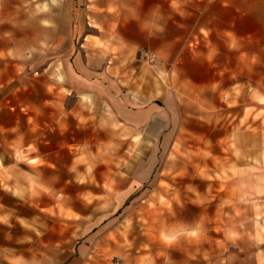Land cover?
<instances>
[{
	"label": "rangeland",
	"instance_id": "1",
	"mask_svg": "<svg viewBox=\"0 0 264 264\" xmlns=\"http://www.w3.org/2000/svg\"><path fill=\"white\" fill-rule=\"evenodd\" d=\"M75 2L0 0V264H264V164L250 163L245 102L224 93L205 122L195 86L153 70L157 113L139 125L76 94L71 67L101 54L70 34ZM137 61L157 65L147 48ZM58 87L64 137L32 139L30 109Z\"/></svg>",
	"mask_w": 264,
	"mask_h": 264
},
{
	"label": "crops",
	"instance_id": "2",
	"mask_svg": "<svg viewBox=\"0 0 264 264\" xmlns=\"http://www.w3.org/2000/svg\"><path fill=\"white\" fill-rule=\"evenodd\" d=\"M66 16L80 46L98 48L102 58L75 61L78 71L71 67L69 78L76 94L101 97L124 122L143 125L157 113L147 74L158 70L164 79L163 72H177L179 87L197 89L199 116L205 122L224 93L232 102H245L250 163L257 168L258 162L264 164V0H77ZM144 48L156 54L157 65L137 61ZM193 69L195 79L189 76ZM99 78L108 84L92 85ZM80 79L91 85L77 87ZM56 90L48 96L54 99L52 106L30 109V122L38 120L40 126L31 129L32 139L38 137L36 131L54 129L64 137L56 99L63 95ZM90 104L69 113L78 119V112L95 110ZM257 132L263 138L259 146ZM71 263L76 264L75 257Z\"/></svg>",
	"mask_w": 264,
	"mask_h": 264
},
{
	"label": "built area",
	"instance_id": "3",
	"mask_svg": "<svg viewBox=\"0 0 264 264\" xmlns=\"http://www.w3.org/2000/svg\"><path fill=\"white\" fill-rule=\"evenodd\" d=\"M141 58L143 60H148V61H154L155 60V55L148 51V50H144V52L141 53Z\"/></svg>",
	"mask_w": 264,
	"mask_h": 264
}]
</instances>
